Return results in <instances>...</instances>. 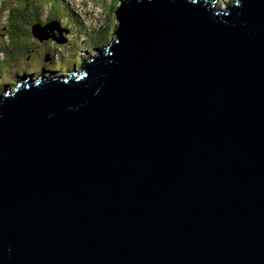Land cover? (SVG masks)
I'll return each mask as SVG.
<instances>
[{
    "label": "water",
    "instance_id": "1",
    "mask_svg": "<svg viewBox=\"0 0 264 264\" xmlns=\"http://www.w3.org/2000/svg\"><path fill=\"white\" fill-rule=\"evenodd\" d=\"M120 1L0 95V264H264V0Z\"/></svg>",
    "mask_w": 264,
    "mask_h": 264
},
{
    "label": "rangeland",
    "instance_id": "2",
    "mask_svg": "<svg viewBox=\"0 0 264 264\" xmlns=\"http://www.w3.org/2000/svg\"><path fill=\"white\" fill-rule=\"evenodd\" d=\"M20 1L21 0H0V95L6 91L5 88L13 89L18 82L26 77V75L32 74L34 76L33 79L38 80L42 75H45V70L58 71L63 74H66L70 70L71 72L69 74H71L82 68L84 64L78 55L80 49L78 48L79 44L76 43L77 23L72 22V15L65 5L62 4L65 0H31L32 3L29 4L31 8L29 11L32 13L33 19H36L33 26H39L37 32L41 35L43 33L45 34L43 35V41L46 43L49 42V37L53 34V31L51 28H47L46 30L45 27H47L48 24H54L53 27H56V17L61 19L60 26H64V29L68 30V32H61V35L65 36L64 39L66 41L58 43L61 47L56 46L54 43L45 45L43 42L37 41L40 39L32 36L31 31L28 30L31 28L32 22L29 19L26 20V12L17 17V24L20 27L16 30V33H19V36H17L18 38L12 37V34L15 32L12 33L8 29L9 11L14 9L20 10L21 6L24 4L23 1ZM76 1H82L84 4L76 7L78 11H75V14L80 15L81 13L80 18H86V25H90L101 31L89 37L83 35V38L79 41L87 42L88 44L84 46L83 50L86 51V49L91 47L93 41H100V39L105 40L100 42L95 49L89 48V54L94 56L96 55V49L110 45L112 40L116 37L114 28L117 26L118 20L116 18V11L114 13V7L119 6V2L121 1ZM36 2L39 3L37 10L35 8L36 4H34ZM233 2L234 0H218L217 3L226 8L227 3L232 4ZM118 8H116V10ZM65 20L68 21L67 24L71 22L72 25L68 26ZM25 31H29L30 34ZM86 31L89 32L87 29ZM54 32L59 36L57 28L54 29ZM52 38L54 39V37ZM59 48L61 49L59 58L55 57V60L47 58V56H50V53L60 51ZM46 75H49V73H46Z\"/></svg>",
    "mask_w": 264,
    "mask_h": 264
},
{
    "label": "trees",
    "instance_id": "3",
    "mask_svg": "<svg viewBox=\"0 0 264 264\" xmlns=\"http://www.w3.org/2000/svg\"><path fill=\"white\" fill-rule=\"evenodd\" d=\"M21 1H23L24 2V4L21 6V9L19 10V9H14V10H10L9 11V17H8V29L13 33V32H15V33H13L12 34V37H15L16 39L18 38L17 36H19V33L17 34L16 33V30L17 29H19L20 27H19V25L17 24V17L19 16V15H23L25 12H26V15H25V17L27 18L26 20H30L31 22H32V25H31V28H29L28 30L29 31H31L32 30V26H33V24H34V22L36 21V19L34 20L33 18V16H32V13L29 11L31 8H30V6H29V4H31L32 3V1L31 0H21ZM20 1V2H21ZM66 1V0H65ZM118 1V0H117ZM34 4H36V10H37V8H38V4L39 3H34ZM39 21V20H38ZM23 22V21H22ZM65 22H66V24H67V20H65ZM61 24V23H60ZM68 26H70V25H72V23L71 22H69L68 24H67ZM62 27V26H61ZM108 28V27H107ZM29 31H25V32H27V33H29L30 34V32ZM24 32V31H23ZM31 35L33 36V34H32V31H31ZM13 39V38H12ZM14 40V39H13ZM37 41H39V40H37ZM103 41H105V40H102V39H100V41H96V42H94L93 41V44L91 45V47L90 48H93V49H95L96 48V46H98V44L100 43V42H103Z\"/></svg>",
    "mask_w": 264,
    "mask_h": 264
},
{
    "label": "bare ground",
    "instance_id": "4",
    "mask_svg": "<svg viewBox=\"0 0 264 264\" xmlns=\"http://www.w3.org/2000/svg\"><path fill=\"white\" fill-rule=\"evenodd\" d=\"M212 3H214L213 1H212ZM234 3V2H233ZM214 5H215V3H214ZM229 5H232V4H229ZM217 7H220V5L217 3L216 4V6H215V8H217ZM54 26V24H48V26L47 27H45V29L47 30V28H51L52 29V31H54V29H55V27H53ZM39 28V27H38ZM44 29V28H43ZM65 32H68V30H66L65 29ZM41 35V34H40ZM43 35H45L44 33L41 35L42 37H43ZM75 35V34H74ZM73 36V35H72ZM63 42H66L65 41V39H64V41ZM73 71V70H72ZM71 71L69 70L66 74H63V73H61V72H58V71H46L45 70V75H46V73H49V75H51V74H55L56 76H63V75H65V76H67V75H69V73H70ZM73 73V72H72ZM34 78V76L32 75V74H30V75H26V77L23 79V80H21L20 82H24V81H29V80H31L32 82L33 81H37V79H33ZM35 81V82H36ZM5 89H7V88H5Z\"/></svg>",
    "mask_w": 264,
    "mask_h": 264
},
{
    "label": "clouds",
    "instance_id": "5",
    "mask_svg": "<svg viewBox=\"0 0 264 264\" xmlns=\"http://www.w3.org/2000/svg\"><path fill=\"white\" fill-rule=\"evenodd\" d=\"M81 26H84V24H83V23H81Z\"/></svg>",
    "mask_w": 264,
    "mask_h": 264
}]
</instances>
